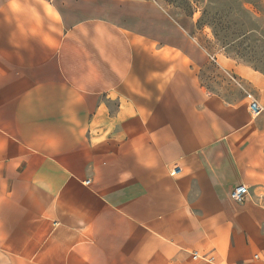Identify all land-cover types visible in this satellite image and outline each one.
I'll list each match as a JSON object with an SVG mask.
<instances>
[{"label": "crops", "instance_id": "obj_1", "mask_svg": "<svg viewBox=\"0 0 264 264\" xmlns=\"http://www.w3.org/2000/svg\"><path fill=\"white\" fill-rule=\"evenodd\" d=\"M17 3L0 0V264H264L246 96L264 107V74L225 63L247 92L207 90L203 49L153 0Z\"/></svg>", "mask_w": 264, "mask_h": 264}, {"label": "rangeland", "instance_id": "obj_2", "mask_svg": "<svg viewBox=\"0 0 264 264\" xmlns=\"http://www.w3.org/2000/svg\"><path fill=\"white\" fill-rule=\"evenodd\" d=\"M153 0L163 7L167 14L174 19L191 36L196 44L203 49L204 60L199 61L201 84L209 91L215 92L227 100L235 98L239 94H245L246 87L242 85L233 70L225 67V63H242L264 74V0ZM236 1L244 2V6L250 14L245 19L234 15ZM208 11V20H215V30L219 36L228 37L240 35L246 24L256 27L258 30L247 34V37H239L229 46H224L213 34V29L199 21L201 11ZM230 11V12H229ZM244 20V21H243ZM209 55V56H207ZM219 59L218 63L212 59ZM201 62V63H200ZM227 65V64H226ZM259 69V70H258ZM262 70V71H260Z\"/></svg>", "mask_w": 264, "mask_h": 264}, {"label": "trees", "instance_id": "obj_3", "mask_svg": "<svg viewBox=\"0 0 264 264\" xmlns=\"http://www.w3.org/2000/svg\"><path fill=\"white\" fill-rule=\"evenodd\" d=\"M167 1L171 2L170 0H167ZM193 1H194L193 3L198 2V0H193ZM244 2H248V1L244 0ZM244 2H242V1L237 2L236 1V9L233 8V10H234L233 13H234V15L236 14L238 16L239 15L242 16L244 19H245V17L248 19L250 17V14L247 11V9L245 8ZM207 15H208V11L206 9H203L201 11V16L199 18V21L203 22V19H205L206 21L204 22V24L209 25L213 29V34H214L215 38L217 40H219L224 46H229L230 44L233 43V41H236L237 38H239V37L245 38V37H247V34L253 33V32L258 30L256 27L251 26L250 24H246V22L243 20L245 26H244V29L242 31H240L241 32L240 35L234 36V37L230 36L227 39H224V38L219 36L218 32L215 30V27H214L215 20L218 19L219 17H216V18L212 17L210 20H208V18L206 19V17H208ZM262 36L264 39V35H262ZM260 71H262V70H260Z\"/></svg>", "mask_w": 264, "mask_h": 264}, {"label": "built area", "instance_id": "obj_4", "mask_svg": "<svg viewBox=\"0 0 264 264\" xmlns=\"http://www.w3.org/2000/svg\"><path fill=\"white\" fill-rule=\"evenodd\" d=\"M211 58L214 59L213 57H211ZM246 96L250 98L249 108H250V111L254 115H257V114L261 113L262 111H264V107L250 93H246ZM170 172H171V174L176 175V174H179L181 172V169L179 168V166L175 165L171 169ZM247 195H248V188L246 185H243V184H238L236 186H233L231 191H230L231 198L237 202H243ZM200 257L205 259L208 262L213 261L212 256H208V255H202L201 256L196 251L192 252V258L193 259H198Z\"/></svg>", "mask_w": 264, "mask_h": 264}, {"label": "clouds", "instance_id": "obj_5", "mask_svg": "<svg viewBox=\"0 0 264 264\" xmlns=\"http://www.w3.org/2000/svg\"><path fill=\"white\" fill-rule=\"evenodd\" d=\"M8 5L14 11L17 10L19 7L17 0H8Z\"/></svg>", "mask_w": 264, "mask_h": 264}]
</instances>
